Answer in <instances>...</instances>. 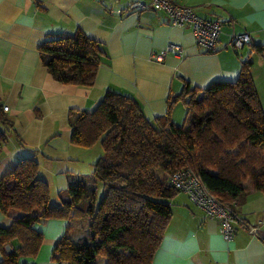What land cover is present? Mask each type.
<instances>
[{
    "label": "crops",
    "instance_id": "crops-1",
    "mask_svg": "<svg viewBox=\"0 0 264 264\" xmlns=\"http://www.w3.org/2000/svg\"><path fill=\"white\" fill-rule=\"evenodd\" d=\"M128 0H0V101L14 122L0 149V177L26 156H34L43 179L60 204L70 179L92 174L102 146L72 143L70 116L93 110L108 90L135 97L153 120L168 113L176 124L187 114L180 100L170 108V98L186 84L205 88L216 81H236L242 65L251 61L254 81L264 74V56L250 45L235 49L233 32H246L252 42L264 44V0H173L195 8L207 19L223 18L218 48L204 51L189 26L175 25L164 11L128 12L117 8ZM116 8V9H114ZM81 28L100 41L106 52L92 85L58 81L43 64L41 45L63 33ZM183 55L156 54L169 44ZM22 141V144L21 142ZM243 203L235 204L239 218L226 238L222 222L209 218L186 192L171 200L172 216L153 264H264V193L249 188ZM12 219L0 211V226ZM67 219L51 218L35 228L44 239L31 264H65L52 260V251L65 233ZM260 228L259 233L250 227ZM3 252L0 249V260Z\"/></svg>",
    "mask_w": 264,
    "mask_h": 264
},
{
    "label": "trees",
    "instance_id": "trees-1",
    "mask_svg": "<svg viewBox=\"0 0 264 264\" xmlns=\"http://www.w3.org/2000/svg\"><path fill=\"white\" fill-rule=\"evenodd\" d=\"M250 46L264 56V44ZM105 54L81 28L40 47L43 64L65 84L92 85ZM251 63L242 65L236 81L186 84L170 98V108L180 100L187 108L182 124L169 113L151 120L135 97L113 90L93 110L72 114V143L91 148L100 142L104 153L92 174L70 179L58 193L59 205L34 156L0 177V211L12 219L0 226V264H31L22 259L36 257L44 239L34 226L51 218L68 220L52 251L57 263L99 264L104 258L105 264H153L179 192L171 175L184 168L200 174L232 208L246 200L249 188L264 193V111ZM15 131L0 101V149Z\"/></svg>",
    "mask_w": 264,
    "mask_h": 264
},
{
    "label": "built area",
    "instance_id": "built-area-1",
    "mask_svg": "<svg viewBox=\"0 0 264 264\" xmlns=\"http://www.w3.org/2000/svg\"><path fill=\"white\" fill-rule=\"evenodd\" d=\"M120 2V0H116ZM116 9V8H114ZM120 14L128 12L164 11L175 25L189 26L195 36L197 44L207 52L216 51L220 33L222 31L223 18L207 19L200 16L194 7L182 5L173 0H128L127 4L117 8ZM252 37L246 32H233L230 45L235 49H241L251 45ZM167 53L183 55L179 45L169 44L165 49L156 54L161 59ZM8 106H4L8 110ZM171 182L178 191L186 192L191 200L205 210L207 217L222 222L223 234L230 239L234 233L233 222L239 218L235 211L227 204L221 203L210 191L200 174L192 168H184L175 171L171 175ZM250 232L259 233L260 228L250 227Z\"/></svg>",
    "mask_w": 264,
    "mask_h": 264
},
{
    "label": "rangeland",
    "instance_id": "rangeland-1",
    "mask_svg": "<svg viewBox=\"0 0 264 264\" xmlns=\"http://www.w3.org/2000/svg\"><path fill=\"white\" fill-rule=\"evenodd\" d=\"M255 83V86H256V90H257V94H258V98H259V103L264 111V74L263 75H260L259 77V80L258 81H254ZM96 145H101L100 142L99 144H96ZM104 153V151H102V154ZM246 185H250L249 181H246L245 182ZM103 193V191H102ZM101 196V194H100ZM7 250L10 251V249H8L7 247ZM105 261L104 258H102L101 260H99V264H105ZM65 263V262H64ZM66 264V263H65Z\"/></svg>",
    "mask_w": 264,
    "mask_h": 264
},
{
    "label": "snow or ice",
    "instance_id": "snow-or-ice-1",
    "mask_svg": "<svg viewBox=\"0 0 264 264\" xmlns=\"http://www.w3.org/2000/svg\"><path fill=\"white\" fill-rule=\"evenodd\" d=\"M239 2H240V3H243V2H245V0H239Z\"/></svg>",
    "mask_w": 264,
    "mask_h": 264
},
{
    "label": "water",
    "instance_id": "water-1",
    "mask_svg": "<svg viewBox=\"0 0 264 264\" xmlns=\"http://www.w3.org/2000/svg\"><path fill=\"white\" fill-rule=\"evenodd\" d=\"M7 247H8V249H10L11 247H10V245H7Z\"/></svg>",
    "mask_w": 264,
    "mask_h": 264
}]
</instances>
